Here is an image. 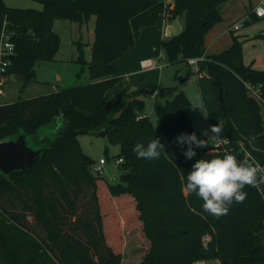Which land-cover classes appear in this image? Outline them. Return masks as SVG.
Wrapping results in <instances>:
<instances>
[{
    "label": "trees",
    "instance_id": "obj_1",
    "mask_svg": "<svg viewBox=\"0 0 264 264\" xmlns=\"http://www.w3.org/2000/svg\"><path fill=\"white\" fill-rule=\"evenodd\" d=\"M40 1L42 8L34 9L0 0V33L6 23L15 42L6 73L19 76L24 90L35 80V61L53 59L58 51L56 20L82 22L95 14L89 82L0 103V141L23 133L33 148L44 146L33 166L10 174L0 170V264H122L124 229L136 226L149 241L137 264L264 262V199L257 188L246 187L245 201L233 203L219 219L185 191L196 159L225 153L213 150L209 141L207 148L196 149L192 160L181 154L174 142L180 133L207 139L192 123L188 94L178 89L158 104L157 123L143 113L145 102L138 97L109 120L116 102L105 97L121 79L113 62L132 48L143 26L153 25L164 12L171 18L185 16L183 30L162 45L169 63H188L206 54L205 36L223 19L228 0H175L172 8L164 0ZM252 9L247 24L260 20ZM232 36L228 48L205 56L201 69L219 90L218 122L224 125L222 136L230 140L229 153L243 159L242 144L264 164V107L248 88H259L264 97V69L245 62L243 41L234 30ZM140 114L144 116L138 118ZM86 133L105 135L119 147L113 156L123 158L118 183L93 171L95 161L79 141ZM156 137L165 145L160 158H138L135 144L146 145ZM88 190L91 210L82 212L79 198ZM28 215L45 235L36 231Z\"/></svg>",
    "mask_w": 264,
    "mask_h": 264
},
{
    "label": "rangeland",
    "instance_id": "obj_2",
    "mask_svg": "<svg viewBox=\"0 0 264 264\" xmlns=\"http://www.w3.org/2000/svg\"><path fill=\"white\" fill-rule=\"evenodd\" d=\"M256 2L257 0H228L222 8L223 19L216 23L207 35L216 26L221 31H224L233 21H242L240 29L234 30V32L243 41L242 46L245 62L252 61L255 66L264 69V17H261L257 21H251L249 24L242 19ZM6 3L12 7L19 8L41 9L43 6L40 0H11ZM181 16L183 15L177 17ZM183 17L185 18V16ZM96 21L97 15L95 14L82 22L72 21L70 19L56 20L54 29L60 36L58 51L53 59H38L34 64L35 80L36 82H40V85H37L35 89L29 87L26 91L21 90L22 79L12 74L11 81L9 79L6 80L2 86L3 91L7 90V94L5 93L4 96L0 95V103L14 101L28 95H37L47 91H53L51 88L53 85H56L59 89H63L73 87L77 84L88 83L89 69L86 59H91V48H89V44H92L95 39L94 30ZM232 32L233 30H230L227 34L231 41H233ZM160 51L162 54L159 62L163 64V68H159L161 71V79L164 81L163 83L170 86L163 88V95H173L172 93L178 89L186 90L192 101V123L198 130L199 136L205 137L201 133L204 130H208L210 125L216 124L219 120V118L217 120V116L219 117V115L217 113L218 100L216 98L219 94L218 88L211 83L206 72L201 69L202 67H199L201 70L198 75V73L191 71L190 66L186 62L169 63L166 56V49L163 45L159 48V53ZM80 55L84 56V61H79ZM158 57L155 60H158ZM203 83H206L207 87ZM144 102L143 113L154 123H157L155 113L157 100L154 101V99L145 95ZM112 110L114 112L116 107L112 108ZM79 141L84 152L90 155L95 163H98L100 158L107 157L108 154L109 159L101 175L112 183H118L122 170L116 162V157L113 156L120 152L119 147L111 145L108 142L107 136L95 133L81 134L79 135ZM106 147H108V151H106ZM91 196V190L84 192L80 196L79 203L82 206L80 211L85 212L87 208L91 210ZM28 220L34 224L37 228L36 231L40 235H45V231L37 224V221L33 219L32 215H28ZM124 231L126 240L122 264H137L142 259L145 248L149 245V241L142 233L140 226H136L133 229L127 227Z\"/></svg>",
    "mask_w": 264,
    "mask_h": 264
},
{
    "label": "clouds",
    "instance_id": "obj_3",
    "mask_svg": "<svg viewBox=\"0 0 264 264\" xmlns=\"http://www.w3.org/2000/svg\"><path fill=\"white\" fill-rule=\"evenodd\" d=\"M223 131L224 125L220 121L201 133L207 139L198 138L195 132L180 133L174 142L185 159L192 160L197 155L196 149L207 148L209 141L227 143L222 136ZM163 150L165 145L159 137L151 139L146 145L138 142L133 148L138 158L148 161L159 159ZM260 185H264V166L247 156L238 159L236 155L225 152L211 159H196L186 176L185 191L194 193L203 201V210L219 219L229 213L233 203L245 201L248 195L244 191L246 187L258 188Z\"/></svg>",
    "mask_w": 264,
    "mask_h": 264
},
{
    "label": "crops",
    "instance_id": "obj_4",
    "mask_svg": "<svg viewBox=\"0 0 264 264\" xmlns=\"http://www.w3.org/2000/svg\"><path fill=\"white\" fill-rule=\"evenodd\" d=\"M4 1L8 2L11 0ZM258 1L259 0H257V2ZM174 4L175 0H168V5H170L171 8L174 6ZM253 6L254 5H252L251 8H253ZM247 15L248 13L245 14L242 19ZM237 22H240V20L233 21L224 31H221V29L217 28L216 26L212 29L213 32L211 31L207 36H205V44L207 46L205 56L209 54L219 53L228 48L233 43V41H231L227 34L230 30H234L233 25ZM184 24L185 18L183 16L171 18L167 12L161 13L158 16L157 21L153 25L143 26L140 29L139 35L137 36L132 48L113 62L114 65L118 68V75L121 77V79L105 94L106 99L116 102L115 106L113 107H116V110L114 111L115 113L113 112V110L111 111L109 120L120 115V113L127 106L128 102L134 97H138L144 100V96L148 95V97L154 99V101L157 100L156 106L160 103H163L166 99H170L173 97L175 91L172 93L173 95H163V88H167L170 86L166 85V83H163L164 81L161 79V71L159 68H163V64L159 62L160 56L162 54L161 51L159 53V48L161 47L163 40H166L171 36L180 33L184 28ZM92 44H89V48H92ZM157 56H159L158 60H155ZM146 59L155 60L159 62V65L154 68H144L142 66V61ZM86 60L87 62L90 61V59ZM247 63L255 66L252 61ZM203 64L204 60L198 62L199 67H202ZM190 69L193 73H197L193 71L191 66ZM12 77L13 75H8L7 80L9 79V81H11ZM39 83L40 82H36V80H34L24 90L26 91V89H29V87H33L35 89L37 85H40ZM203 85L207 87L206 83H203ZM51 88L53 91L59 90L56 85H53ZM184 91L187 93L186 90ZM48 92L52 91H47L44 93ZM5 93L7 94V90L3 91V89H1L0 95L4 96ZM35 95H28L26 97ZM218 118L219 117L217 116V120ZM106 126H109V123Z\"/></svg>",
    "mask_w": 264,
    "mask_h": 264
},
{
    "label": "built area",
    "instance_id": "obj_5",
    "mask_svg": "<svg viewBox=\"0 0 264 264\" xmlns=\"http://www.w3.org/2000/svg\"><path fill=\"white\" fill-rule=\"evenodd\" d=\"M166 4H168V0H164ZM252 12L256 14L258 17H264V0H259L253 7ZM248 19V15L243 18L244 21ZM242 21L237 22L233 25V29L237 30L241 27ZM15 54V42L11 39V35L6 29V23L3 25L1 33H0V92L2 89V86L4 82L7 80L8 74L6 73V70L8 66L11 64L10 57ZM201 60H205L204 56H197V57H191L188 59V64L192 67L193 71L200 74V68L198 65V62ZM159 65V62L151 59H146L142 61V66L144 68H154ZM248 88L252 91L253 95L256 96L259 100L262 106L264 107V97L262 96L260 89L257 87H253L250 84H248ZM144 116L143 114H140L138 118ZM227 139V143H221L216 144L212 141L213 144V150L215 151H224V152H230L231 148L229 146L230 140L226 136H223ZM241 150L243 152L244 158L247 156L250 159H253L255 162H258L261 166H264L248 149H246L241 144ZM123 158L116 159V162L119 164ZM108 159L107 157L100 158L98 163H95L93 165V171L98 174H103L104 172V166L107 163ZM258 191L262 195L264 199V185H260L258 188ZM192 264H220L218 260L215 259H199L193 262ZM264 264V262L260 263Z\"/></svg>",
    "mask_w": 264,
    "mask_h": 264
},
{
    "label": "water",
    "instance_id": "obj_6",
    "mask_svg": "<svg viewBox=\"0 0 264 264\" xmlns=\"http://www.w3.org/2000/svg\"><path fill=\"white\" fill-rule=\"evenodd\" d=\"M41 148H33L28 144L26 135L21 133L16 137L0 141V170L10 174L15 170L26 169L38 163Z\"/></svg>",
    "mask_w": 264,
    "mask_h": 264
}]
</instances>
